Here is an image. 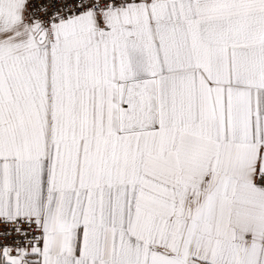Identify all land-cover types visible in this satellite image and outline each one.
I'll return each instance as SVG.
<instances>
[{"label": "snow or ice", "instance_id": "snow-or-ice-1", "mask_svg": "<svg viewBox=\"0 0 264 264\" xmlns=\"http://www.w3.org/2000/svg\"><path fill=\"white\" fill-rule=\"evenodd\" d=\"M0 264H264V0H0Z\"/></svg>", "mask_w": 264, "mask_h": 264}]
</instances>
